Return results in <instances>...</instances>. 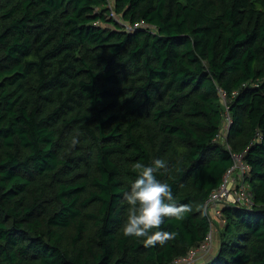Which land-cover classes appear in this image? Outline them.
Instances as JSON below:
<instances>
[{"label":"trees","instance_id":"16d2710c","mask_svg":"<svg viewBox=\"0 0 264 264\" xmlns=\"http://www.w3.org/2000/svg\"><path fill=\"white\" fill-rule=\"evenodd\" d=\"M232 153L254 203L222 205L193 264H264V0H0V264H173ZM155 158L192 210L145 247L123 195Z\"/></svg>","mask_w":264,"mask_h":264},{"label":"clouds","instance_id":"9594fccd","mask_svg":"<svg viewBox=\"0 0 264 264\" xmlns=\"http://www.w3.org/2000/svg\"><path fill=\"white\" fill-rule=\"evenodd\" d=\"M132 171L137 176L123 195L129 207L121 231L125 237L143 239L145 247L163 246L177 236L160 230L165 218L182 221L191 212V205L175 203L171 186L157 179L158 174L169 172L164 159L155 158L148 165L136 162Z\"/></svg>","mask_w":264,"mask_h":264},{"label":"built area","instance_id":"2783aa9c","mask_svg":"<svg viewBox=\"0 0 264 264\" xmlns=\"http://www.w3.org/2000/svg\"><path fill=\"white\" fill-rule=\"evenodd\" d=\"M127 30H134L140 25H146L140 21L135 24L126 22L123 24ZM222 93V92H221ZM222 97H224L222 93ZM226 102V99L224 97ZM227 109V108H226ZM223 129L219 135L226 133V129L231 120L230 115L225 113ZM222 137V136H221ZM251 169L250 164L246 162L243 154L232 153V163L224 174L221 183L210 191V194L205 201V215L211 221V229L205 241L195 249H191L184 257L177 258L173 264H193L204 254H208L212 249V228L213 218H218L220 215L221 206L225 204H237L242 206H252L254 203L253 193L249 183L245 180V174Z\"/></svg>","mask_w":264,"mask_h":264},{"label":"rangeland","instance_id":"374dc122","mask_svg":"<svg viewBox=\"0 0 264 264\" xmlns=\"http://www.w3.org/2000/svg\"><path fill=\"white\" fill-rule=\"evenodd\" d=\"M111 5H112V3H111ZM112 12H113V15H114V17L117 19V21H119V22H121L122 24H124V23H126L125 21H123V19L121 18V16L120 15H118L114 10H113V8H112ZM223 102L225 103V100L223 99ZM224 225V219L221 217V218H219V220H218V227L219 226H223ZM218 228H216V227H214L213 226V228H212V231H211V233H212V247H214V245H215V242H216V239L218 238ZM219 239V238H218Z\"/></svg>","mask_w":264,"mask_h":264},{"label":"crops","instance_id":"0c3cea01","mask_svg":"<svg viewBox=\"0 0 264 264\" xmlns=\"http://www.w3.org/2000/svg\"><path fill=\"white\" fill-rule=\"evenodd\" d=\"M219 237V236H218ZM219 240L218 238L216 239V242H215V245H214V248L216 247V245L218 244Z\"/></svg>","mask_w":264,"mask_h":264}]
</instances>
